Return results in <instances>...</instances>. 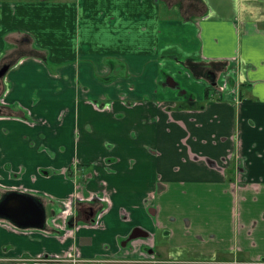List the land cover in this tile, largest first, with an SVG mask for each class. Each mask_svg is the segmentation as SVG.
I'll use <instances>...</instances> for the list:
<instances>
[{
	"label": "crops",
	"instance_id": "obj_1",
	"mask_svg": "<svg viewBox=\"0 0 264 264\" xmlns=\"http://www.w3.org/2000/svg\"><path fill=\"white\" fill-rule=\"evenodd\" d=\"M4 65L0 264H264V0H0Z\"/></svg>",
	"mask_w": 264,
	"mask_h": 264
},
{
	"label": "water",
	"instance_id": "obj_2",
	"mask_svg": "<svg viewBox=\"0 0 264 264\" xmlns=\"http://www.w3.org/2000/svg\"><path fill=\"white\" fill-rule=\"evenodd\" d=\"M9 69L8 65L0 69V80L6 76ZM0 219L22 229H44L47 221L46 209L32 196L10 193L0 201Z\"/></svg>",
	"mask_w": 264,
	"mask_h": 264
},
{
	"label": "flooded vegetation",
	"instance_id": "obj_3",
	"mask_svg": "<svg viewBox=\"0 0 264 264\" xmlns=\"http://www.w3.org/2000/svg\"><path fill=\"white\" fill-rule=\"evenodd\" d=\"M5 66V65H4ZM3 66V67H4ZM2 67V68H3ZM2 68H0V69H2ZM211 75L212 76H214V74H212L211 73ZM178 95H180V93L178 94ZM211 96V95H210ZM1 108H3V107H1ZM3 111V110H2ZM2 116V115H1ZM233 159H235V174H234V176H236V179H237V181H236V187H239V184H241L242 183V175H243V173H244V171H245V163H244V159H242L241 158V156H239V155H236ZM232 159V160H233ZM231 160V161H232ZM81 168H82V164L78 161V160H76V161H74L73 162V164L71 165V167L68 169V176L69 177H72V178H75L76 179V181H77V183H78V180H79V182H80V184H85L86 183V177H83V179L82 180H80V179H78L77 178V172L78 171H80L81 170ZM10 193H19V194H24V195H29V196H32V197H34V198H36L37 200H39L43 205H44V199L43 198H39V197H37V196H34V195H32V194H29V193H26V192H20V191H16V190H11V191H9V192H7L5 195H7V194H10ZM4 195V196H5ZM3 196V197H4ZM2 197V198H3ZM2 198L0 199V201L2 200ZM79 203H81V202H83L84 200L82 199V198H78V200H77ZM97 201H100L99 203L100 204H102V206L101 207H99L100 209H99V211L96 213V217H95V220H94V222H96V223H99L100 222V218L105 214V212L106 211H108L107 210V208L105 207V204H104V195H103V197H100V200H98L97 199ZM71 259H73V258H71Z\"/></svg>",
	"mask_w": 264,
	"mask_h": 264
},
{
	"label": "rangeland",
	"instance_id": "obj_4",
	"mask_svg": "<svg viewBox=\"0 0 264 264\" xmlns=\"http://www.w3.org/2000/svg\"><path fill=\"white\" fill-rule=\"evenodd\" d=\"M160 89L162 90H165L164 89V86H160ZM9 88L6 84V81H5V77L3 79L0 80V107H2L3 105V99L5 98V95L7 94ZM195 264H200V263H195ZM203 264H221L217 261H211V262H205Z\"/></svg>",
	"mask_w": 264,
	"mask_h": 264
},
{
	"label": "trees",
	"instance_id": "obj_5",
	"mask_svg": "<svg viewBox=\"0 0 264 264\" xmlns=\"http://www.w3.org/2000/svg\"><path fill=\"white\" fill-rule=\"evenodd\" d=\"M206 99L209 100L210 99V93L209 92H206ZM3 109L0 107V116L3 115Z\"/></svg>",
	"mask_w": 264,
	"mask_h": 264
},
{
	"label": "built area",
	"instance_id": "obj_6",
	"mask_svg": "<svg viewBox=\"0 0 264 264\" xmlns=\"http://www.w3.org/2000/svg\"><path fill=\"white\" fill-rule=\"evenodd\" d=\"M70 257H71V254L69 255ZM44 260H49V258L47 257L46 259L45 258H43Z\"/></svg>",
	"mask_w": 264,
	"mask_h": 264
}]
</instances>
